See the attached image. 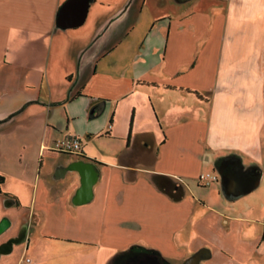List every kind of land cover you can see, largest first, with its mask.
<instances>
[{"label": "crops", "instance_id": "obj_1", "mask_svg": "<svg viewBox=\"0 0 264 264\" xmlns=\"http://www.w3.org/2000/svg\"><path fill=\"white\" fill-rule=\"evenodd\" d=\"M67 1L0 0L2 264H264V0Z\"/></svg>", "mask_w": 264, "mask_h": 264}, {"label": "water", "instance_id": "obj_2", "mask_svg": "<svg viewBox=\"0 0 264 264\" xmlns=\"http://www.w3.org/2000/svg\"><path fill=\"white\" fill-rule=\"evenodd\" d=\"M89 0H68L60 8L58 15V25L63 28L77 27L85 21ZM66 172H75L79 177V187L76 189L72 203L74 205H84L93 199V188L96 184L99 172L96 164L92 161L80 158L70 162ZM11 226V221L7 217L0 220V235L5 233ZM17 242L8 241L0 245V256L12 251V247ZM7 245V247H6Z\"/></svg>", "mask_w": 264, "mask_h": 264}, {"label": "built area", "instance_id": "obj_3", "mask_svg": "<svg viewBox=\"0 0 264 264\" xmlns=\"http://www.w3.org/2000/svg\"><path fill=\"white\" fill-rule=\"evenodd\" d=\"M54 149L58 152L67 153V154H80L81 153V144L77 139H66L60 142H56ZM217 178L211 176L210 174H201L199 176V181L202 185L208 186L211 183L215 182Z\"/></svg>", "mask_w": 264, "mask_h": 264}, {"label": "rangeland", "instance_id": "obj_4", "mask_svg": "<svg viewBox=\"0 0 264 264\" xmlns=\"http://www.w3.org/2000/svg\"><path fill=\"white\" fill-rule=\"evenodd\" d=\"M20 160H22V162L24 163V165H27L28 161L31 160L29 153L27 152V150H25V153L17 158L16 162H19ZM263 246H264V239H263ZM6 256H9L10 260H16L18 258L21 257V253L20 250L16 247L14 249V251H12L11 253L7 254ZM0 264H2L3 262H5L3 259L0 258Z\"/></svg>", "mask_w": 264, "mask_h": 264}, {"label": "flooded vegetation", "instance_id": "obj_5", "mask_svg": "<svg viewBox=\"0 0 264 264\" xmlns=\"http://www.w3.org/2000/svg\"><path fill=\"white\" fill-rule=\"evenodd\" d=\"M9 240L12 241V242H17V241L20 240V236H18V237H14V238H9V239L6 241V243H7ZM6 247H7V245H6Z\"/></svg>", "mask_w": 264, "mask_h": 264}, {"label": "trees", "instance_id": "obj_6", "mask_svg": "<svg viewBox=\"0 0 264 264\" xmlns=\"http://www.w3.org/2000/svg\"><path fill=\"white\" fill-rule=\"evenodd\" d=\"M3 182V177L0 176V184Z\"/></svg>", "mask_w": 264, "mask_h": 264}]
</instances>
